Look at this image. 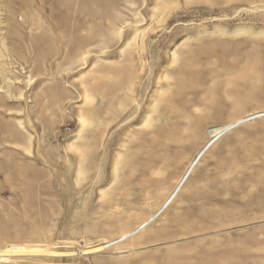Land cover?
I'll return each mask as SVG.
<instances>
[{"label":"rangeland","instance_id":"rangeland-1","mask_svg":"<svg viewBox=\"0 0 264 264\" xmlns=\"http://www.w3.org/2000/svg\"><path fill=\"white\" fill-rule=\"evenodd\" d=\"M0 264H264V0H0Z\"/></svg>","mask_w":264,"mask_h":264}]
</instances>
